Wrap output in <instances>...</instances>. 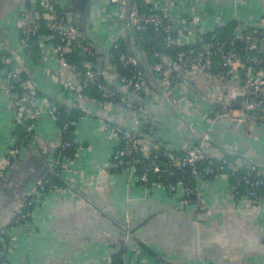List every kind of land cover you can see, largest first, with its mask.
<instances>
[{
  "label": "crops",
  "instance_id": "1",
  "mask_svg": "<svg viewBox=\"0 0 264 264\" xmlns=\"http://www.w3.org/2000/svg\"><path fill=\"white\" fill-rule=\"evenodd\" d=\"M83 1L64 0L63 12L66 15L82 4L86 10L83 20H77L76 13L71 23L87 31L94 51L104 54L124 25L108 16L110 8L103 0ZM154 1L172 11L176 7L191 8L200 14L196 32L203 40L205 35L222 28L234 30L238 24L254 27L256 20L264 19V0ZM26 2L0 0V49L17 50V10ZM178 15L173 16V21L181 24L184 15ZM47 35L40 33L45 40L37 39L29 53L19 52L17 63L31 85L45 97L38 96L40 99L50 98L64 105L73 96L62 89V79L68 77L55 63ZM261 48L264 52V32ZM137 58L139 66L147 70V57L138 51ZM216 74L222 76L221 72ZM224 81L228 87L244 91L240 75L226 76L220 83ZM200 98L201 92L188 88L184 106L197 105L202 114L205 110H201L204 105ZM37 104L45 111L43 101ZM154 112L165 127L162 138L172 150L184 151L186 145L199 142L203 135L204 129L199 125L193 124L192 133L185 130L177 110L173 113L162 105ZM108 116L111 115L96 104L80 103L73 118L71 141L76 145L64 152L58 167L60 179L50 177L62 188L43 196L31 212L27 230H16L15 249L8 254L11 264H114L120 258V227L126 222L132 239L129 249L137 264H264V206L248 211V202L233 197L225 176L197 182L195 204H188L180 190L168 192L155 183L148 187L138 185L113 166L116 146L103 127ZM122 117L114 114L117 121H122ZM215 128L216 145L235 158L254 156L264 164V127L254 141L240 136L236 124L218 121ZM14 131L12 107L0 89V155L8 148ZM60 137L58 121L42 112L32 140L11 162L0 185V229L9 227L13 214L46 172V163L55 159ZM205 151L212 158H223L221 151L210 144Z\"/></svg>",
  "mask_w": 264,
  "mask_h": 264
},
{
  "label": "built area",
  "instance_id": "2",
  "mask_svg": "<svg viewBox=\"0 0 264 264\" xmlns=\"http://www.w3.org/2000/svg\"><path fill=\"white\" fill-rule=\"evenodd\" d=\"M103 1L110 8L108 16L124 25V30L122 28L117 36L129 42L127 51L115 42L117 38L110 46L118 55L121 69L114 63L111 50L97 60L87 31L68 22L63 12L64 0H27L17 10V50L0 49V62L5 66L0 69V89L9 99L14 124L20 132L11 135L8 148L0 155V185L11 162L32 140L35 123L42 112L54 121L62 120L60 135H63L55 159L46 163V172L36 180L34 191L13 214L9 227L0 229V264H11L8 254L15 249L14 233L30 227L31 212L41 203L43 196L61 190L62 186L52 183L50 177L60 179L58 167L64 152L76 145L64 135L73 123L71 113L80 110L83 101L96 104L111 115L103 127L115 146L123 144V149L114 154L113 166L144 187L154 176L159 181L155 184L161 189L168 192L180 190L188 204H195L197 182L211 176H225L231 179L233 197L248 202V211L264 206V170L258 167H263V163H258L254 156H246L249 161L238 159L214 165L210 161L212 157L205 151L206 142L217 144L214 133L218 121L238 125L240 136L250 141L259 139L261 127H264V52L261 48L264 19L256 20L254 27L238 24L226 37L212 34L209 40H203L196 32L202 16L191 8L181 10L176 7L172 11L156 5L154 0H132L130 5L129 0ZM141 2L150 5L152 12L142 14ZM178 14L184 15L181 24L173 21V16ZM40 22H43L47 38L52 43L55 63L69 78L62 79L61 85L73 99L67 100L62 108L40 99L17 63L18 54L25 51L28 39L37 37L45 40L39 33ZM148 31L160 40V45L143 47V35ZM185 45H190L187 51H180L175 57L169 55L173 47ZM138 51L147 57L148 74L144 68L142 71L139 69ZM72 54L85 58L81 65L83 72L68 59ZM214 67L222 70L218 71L222 76L212 71ZM235 74L243 77V92L228 87L225 81L220 83L226 76ZM212 86L218 88L213 90ZM90 87L100 94L101 100L90 99L83 94ZM188 88L202 93L198 100H202L204 113L201 114L197 105L184 106ZM235 100L240 101L239 106L233 104ZM42 101L45 111L38 108L37 103ZM162 105L171 108L173 113L179 111L183 127L189 133H192L194 125L204 129L199 142L186 145L182 155L175 154V150L162 138L165 127L158 124L160 119L154 114ZM117 113L118 116L123 115L122 121L114 118ZM188 179L195 185H189ZM120 231L122 253L119 264H137L132 249H129L132 239L127 222Z\"/></svg>",
  "mask_w": 264,
  "mask_h": 264
},
{
  "label": "trees",
  "instance_id": "3",
  "mask_svg": "<svg viewBox=\"0 0 264 264\" xmlns=\"http://www.w3.org/2000/svg\"><path fill=\"white\" fill-rule=\"evenodd\" d=\"M140 11H141L142 14H148V13H151V12H152V7H151L150 5H148V4H145L144 2H141V3H140ZM153 12H156V11H153ZM230 29H231V30H230ZM232 31H233V30H232V27H226V28H222V29H220V30H217L215 33H212V34H218V35H220V36H222V37H226V36L230 35V34L232 33ZM44 32L47 33L46 28H45L43 22H40L39 33H44ZM212 34L205 35V36L203 37L204 40H209V38H210V36H211ZM201 37H202V36H201ZM143 38H144V42H142V45H143L144 48H146L147 46H148V47H152V46H155V47H156L157 45H160V40H159L158 38H155L154 35H153V33H152L151 31L146 32V33L143 35ZM262 38H263V36H262ZM37 39H38L37 37H31L30 39H28V42H27L28 45H27V47H26V49H25L26 52L29 53V50L32 49V48H34ZM135 41L137 42L136 38H135ZM115 42H117V44H119V45L121 46L122 50H124V51H127V50H128L127 45H126V41H125L124 39H122L120 36L117 37V39L115 40ZM140 44H141V43H140ZM110 46H111V45H110ZM193 46H194V45H193ZM189 47H190V45H185V46L178 47V48L173 47V49H171V50L169 51V55L172 56V57H175L176 54H177L178 52H180V51L185 52V51L188 50ZM137 48H138V47H137ZM110 50H111V51H110ZM109 51L113 54V57H114V63L116 64V66H117L119 69H121V68H120V64H119V62H118V60H117V56H118L117 53L115 52V50L111 49V47L109 48V50L106 51V53L109 52ZM94 54H95V57H96V58H100V57L103 56V54H100V53L97 52V51H94ZM68 59H69L71 62L75 63V64L78 66V69H79L80 71L83 72V69H82L81 65H82V62H83V60H84L85 58H82V57L79 56V55L72 54V55H68ZM7 66H8V65H7ZM1 68H5V66L0 62V69H1ZM212 71H214V72H218V71H222V70H220V69L218 70V68L214 67ZM83 94H84L85 96L89 97L90 99L101 100V96H100V94H99L94 88H92V87H90V88H86ZM37 96H39V97H41V98H45L44 96H41V94L38 93V92H37ZM47 99H48L49 101H51L52 103L58 105L60 108H62V106L59 105L58 103H56L54 100H51L50 98H47ZM233 104L236 105V106H239V105H240V101H239V100H235V102H234ZM76 111H77V110H76ZM76 111H74V112L71 113V115H70V119H71V121H72L73 123H72V125L69 127V129H68V130H69L68 133H66V134L64 135V137H65L66 139L70 140V141H71V139H72V137H73L74 124H75V122L73 121V120H74L73 118H74V113H76ZM164 117L167 118V116H165V115H164ZM56 121H58V123L60 124V129H61V126H62V120L60 119V120H56ZM160 123H162V122H161L160 120H158V124H160ZM198 123H199V122H198ZM15 128H16V127H15ZM14 133L20 134V132H19L18 129H16V131H14ZM61 138H63V135H61ZM247 141H249V140H247ZM70 149H71V148H70ZM122 149H123V144H120L119 146H116V147H115V150H114V151H115V152H118V151H121ZM175 154H177V155H182L183 153L175 151ZM113 157H114V156H113ZM222 157H223V158H221V159H215V158H212V159H210V161H211L214 165H216V164H218L219 162H223V161H225V162L229 163V162H234V161H236V160L239 159V158H235V157L227 156V155H224V154H222ZM112 159H113V158H112ZM139 172H141V169H139ZM207 179L210 180V179H214V178L211 176V177H208ZM207 179H206V180H207ZM229 181H230V183H231V179H229ZM157 182H159L158 179H157L156 177L152 176V177H151V180H150V182H149V184H148L146 187H148V186H149L150 184H152V183H157ZM190 182H191V180L188 179V183H190ZM137 184L140 185V186H142V187L145 186V185H143V184L140 183V182H137ZM57 185L61 186L60 184H57ZM189 185L194 186L195 183H194V182H191V184H189ZM230 186H231V185H230ZM262 193L264 194V189H262ZM121 253H122V251H121V249H120V251H119V256H120ZM129 256H130V258L133 257L130 253H129ZM0 259H1V258H0ZM129 260H133V259H129ZM120 262H121L120 260H117L116 263H114V264H119Z\"/></svg>",
  "mask_w": 264,
  "mask_h": 264
},
{
  "label": "water",
  "instance_id": "4",
  "mask_svg": "<svg viewBox=\"0 0 264 264\" xmlns=\"http://www.w3.org/2000/svg\"><path fill=\"white\" fill-rule=\"evenodd\" d=\"M84 1H86V0H84ZM83 1V2H84ZM131 2H132V0H129V5L131 4ZM85 12H86V10L84 11L83 9H82V4L80 5V6H78L77 8H75V7H73V8H71L70 9V11L68 12V14H66L65 16H66V18H67V20H68V22H70L71 23V21H72V16H73V14H78V18H76L77 20H83V17H84V15H85ZM126 24H127V20L125 21V26H126ZM126 41V44L128 45V47L130 48V46H129V42H128V39H126L125 40ZM129 51H130V53H131V55H133V52H132V50L131 49H129ZM99 58H97V60H98ZM139 67V66H138ZM141 71L143 70V68L142 67H140L139 68ZM146 74H148V71L147 70H143ZM201 138H199V140H200ZM206 143H208V144H210V145H212V146H214L216 149H218L219 151H221V153L222 154H224V155H227V156H231V157H236L235 155H233V154H231V153H229L228 151H226V150H224L223 148L221 149L218 145H216V144H214L213 142H206ZM239 159H244V161H249L247 158H245V157H239ZM259 168H261L262 170H264V166L263 167H260V166H258Z\"/></svg>",
  "mask_w": 264,
  "mask_h": 264
},
{
  "label": "rangeland",
  "instance_id": "5",
  "mask_svg": "<svg viewBox=\"0 0 264 264\" xmlns=\"http://www.w3.org/2000/svg\"><path fill=\"white\" fill-rule=\"evenodd\" d=\"M248 140V138H246ZM220 147V145H218ZM222 149V147H220ZM218 150V149H217Z\"/></svg>",
  "mask_w": 264,
  "mask_h": 264
}]
</instances>
